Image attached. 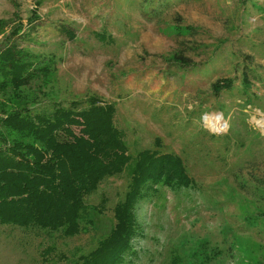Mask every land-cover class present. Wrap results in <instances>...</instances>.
Instances as JSON below:
<instances>
[{
    "label": "rangeland",
    "instance_id": "obj_1",
    "mask_svg": "<svg viewBox=\"0 0 264 264\" xmlns=\"http://www.w3.org/2000/svg\"><path fill=\"white\" fill-rule=\"evenodd\" d=\"M36 6L15 40L49 61L52 79L24 93L38 107L81 99L82 108L99 95L115 105L131 154L172 152L193 178L137 201L142 233L122 264L174 254L183 264H264V0H0V41ZM224 78L230 85L215 89ZM211 115L223 130L208 127ZM127 183V170L105 177L85 197L91 224L74 236L0 224V264H81Z\"/></svg>",
    "mask_w": 264,
    "mask_h": 264
},
{
    "label": "trees",
    "instance_id": "obj_2",
    "mask_svg": "<svg viewBox=\"0 0 264 264\" xmlns=\"http://www.w3.org/2000/svg\"><path fill=\"white\" fill-rule=\"evenodd\" d=\"M37 17L36 6L25 23L18 18L0 41V224L48 236L77 235L92 221L85 197L105 177L127 170V190L113 207L112 227L81 255V264H122L133 237L142 233L137 201L158 183L178 188L192 184L193 178L172 152L143 148L131 154L124 130L115 123V105L97 94L87 95L82 108L81 99L36 106L24 88L35 80L50 82L52 68L15 37ZM4 24L0 19V30ZM229 85L224 78L214 87ZM52 248L44 246V258ZM166 264H183L182 258L174 254Z\"/></svg>",
    "mask_w": 264,
    "mask_h": 264
},
{
    "label": "bare ground",
    "instance_id": "obj_3",
    "mask_svg": "<svg viewBox=\"0 0 264 264\" xmlns=\"http://www.w3.org/2000/svg\"><path fill=\"white\" fill-rule=\"evenodd\" d=\"M205 122L208 125V127L212 130L219 131L224 129V125L221 122V119L211 115V116H206L205 117Z\"/></svg>",
    "mask_w": 264,
    "mask_h": 264
}]
</instances>
